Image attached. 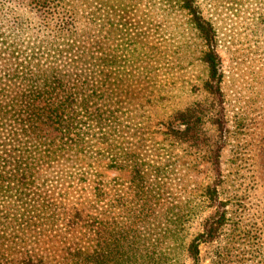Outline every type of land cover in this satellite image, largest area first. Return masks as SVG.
I'll return each instance as SVG.
<instances>
[{
  "label": "trees",
  "instance_id": "16d2710c",
  "mask_svg": "<svg viewBox=\"0 0 264 264\" xmlns=\"http://www.w3.org/2000/svg\"><path fill=\"white\" fill-rule=\"evenodd\" d=\"M17 1L23 16L8 20L12 22L8 28L15 39L29 35V41H37L36 48L27 51L4 48L0 57V129L7 130L0 139V264H159L162 255L179 253V226L196 212L191 208L182 216L171 212L175 208L172 204L162 216L170 225L165 231L169 244L151 239L158 213L151 217L149 228L146 224L152 207L168 192L161 175H168L169 163L164 168L152 166L149 173L154 174V185L146 187L144 162L119 140L118 114L125 109V100L143 112L154 109L162 123V140L169 141L165 147L186 145L202 150V145L210 143L204 132L205 111L199 104L182 107L174 78L156 83L150 80L151 75L156 76L150 67H137L149 82L143 88L133 83L122 85L132 82L136 74L127 72L121 62L127 60L124 37L129 41L134 38L124 25L95 24L102 16L109 22L112 18L121 21L126 14L119 8L120 0ZM162 3L169 17L184 20L187 37L182 33L186 39L176 48H190L192 34L199 38L203 49L197 60L208 71L204 89L218 93L221 74L213 24L202 14L197 0ZM30 18L39 22L38 31L49 40L40 42L33 32L26 34L25 24ZM120 32L127 33L109 51L95 40L96 35L108 38ZM172 56L175 71H182L187 52L176 49ZM122 95L127 97L122 100ZM136 98L143 101L138 104ZM151 119L148 113L146 120ZM180 125L184 128H177ZM91 149H95L97 162H87L80 175V180L89 182L91 197L67 209L41 200L36 193L41 189L36 185L40 166L76 165L77 159L81 161L79 156ZM208 151L219 174V149ZM106 171L114 175L107 178ZM111 191L114 197L106 199ZM169 195L175 202V192ZM212 197L210 194L209 200ZM57 211L62 213L56 215ZM226 214L218 209L205 216L192 239L181 245L182 261L176 259L173 264H202L203 244H216L210 264H224L229 240L220 246L219 238L228 226ZM61 219L53 232L50 227ZM28 232L33 236L26 235Z\"/></svg>",
  "mask_w": 264,
  "mask_h": 264
},
{
  "label": "rangeland",
  "instance_id": "374dc122",
  "mask_svg": "<svg viewBox=\"0 0 264 264\" xmlns=\"http://www.w3.org/2000/svg\"><path fill=\"white\" fill-rule=\"evenodd\" d=\"M120 2L119 8L126 14L121 21L112 18L109 22L108 18L102 16L96 19L95 24L107 23L108 26L113 24L119 28L124 25L134 38L129 41L128 37H124L127 60L121 62L122 66L128 68L127 72L131 70L136 74L132 82L128 80L122 85L133 83L136 88H143L149 83L144 73L137 71L140 66L150 67L156 73L150 78L156 83L164 84L173 77L177 83L174 88L180 91L182 107L199 104L205 111L204 132L210 141L202 145V150L190 149L186 145L168 148L165 145L169 141L162 140V123L154 109L143 112L134 107L133 102L125 100V109L118 114L119 140L123 147L133 148L135 156L138 155L139 160L144 162L146 187L152 188L154 185V174L149 173L152 166L164 168L169 163L168 175H161L168 192L161 194L157 206L152 207L154 210L146 224L148 228L152 225L151 217L157 212L158 221L151 227L155 231L151 239L169 244L165 231L170 225L162 216L171 210L172 204L175 205L171 211L173 213L179 212L183 216L191 208L196 212L179 226V253L162 255L157 262L173 264L176 259L181 262L183 242L192 239L205 216L224 209L228 226L219 238L220 246L229 240L224 264H264V0H197L202 14L215 29V52L221 74L220 91L216 94L204 89L208 71L197 60L203 49L200 48L199 38L192 34L190 48H176L186 39L181 37L182 33L185 36L187 32L182 24L183 18L169 17L163 11L162 0ZM4 12L9 14L5 13L7 15L4 16ZM21 16L22 7L17 0H0V57L4 54V48L16 47L21 51L36 48L34 45L37 40L32 38L29 41V35L15 39L12 29L8 28L12 23L8 20ZM57 22L54 20L53 23ZM25 27L26 34L33 32L40 42L50 39L38 31L39 22L35 19L27 20ZM125 33L120 32L118 36L111 34L108 38L96 35L95 40L109 51ZM54 39L58 40V37L54 36ZM39 47L46 48L43 45ZM176 49L187 52L186 66L179 72L175 71L176 61L172 56ZM125 97L122 95V100ZM136 99L138 104L143 101L141 98ZM148 113L152 116L151 120H146ZM177 128L182 129L184 126ZM5 131L0 129L1 140L4 139ZM215 148L219 149V174L208 151ZM94 150L79 156L81 161L77 159L76 165L65 162L40 166L36 185L41 186V189L36 193L42 197L41 200L52 203V206L60 204L67 209L72 204L89 199V182L80 180V175L87 169V162H97ZM166 153H170L173 158H168ZM105 174L107 178L114 175L109 171ZM211 189L214 193H210ZM171 191L175 192L176 201L173 203L169 197ZM210 194L213 195L211 200ZM112 196L113 191L106 199ZM61 213L57 211L56 215ZM61 222L62 219L57 221L50 227L51 230L54 232ZM26 235L33 236V233L28 232ZM214 245L200 246L202 264H210ZM186 263H189L188 260Z\"/></svg>",
  "mask_w": 264,
  "mask_h": 264
}]
</instances>
